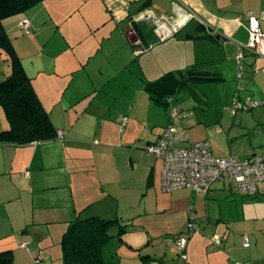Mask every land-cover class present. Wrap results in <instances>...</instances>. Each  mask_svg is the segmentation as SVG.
<instances>
[{
    "label": "crops",
    "instance_id": "crops-1",
    "mask_svg": "<svg viewBox=\"0 0 264 264\" xmlns=\"http://www.w3.org/2000/svg\"><path fill=\"white\" fill-rule=\"evenodd\" d=\"M247 12L259 17L264 0H43L3 20L49 115L44 93H57L61 106L55 110L58 115L50 118L57 134H63L26 145L0 143V252L11 251L12 264H36L37 259L42 264H63V234L77 218L92 216L117 220L102 248L106 264H264V224L256 225L264 219V182L249 196L241 195L236 183L221 181L206 194L187 188L163 191L162 162L145 146L161 136L171 122L170 114L154 122L131 105L129 117L108 118L104 98L108 99L106 90L117 77L111 69L93 65L105 48L112 47L108 57L125 58L126 67L132 56L139 58L148 51L152 39L165 40L184 29V38L194 41L232 40L239 55L240 45L249 41ZM24 19L29 21V33L21 27ZM159 22H166L173 33L161 37ZM260 25L264 32V19ZM48 29L60 37L45 50L39 41ZM19 30L27 38H12ZM245 57L241 63L235 58L238 70H244L238 79L246 71ZM0 58L8 62L4 80L11 65L1 49ZM247 68L252 74H264V60ZM144 89L147 109L152 104L171 110L178 101L157 104ZM103 90L105 97L100 95ZM248 100V108L257 109L254 115L264 132V107H253ZM181 111L185 115L178 119L179 126L173 121L177 144L209 139L202 123L188 110ZM9 127L0 106V132ZM257 142L264 146V141ZM211 146L223 156L218 154L222 149L217 152ZM254 153L253 149L245 156ZM189 222L200 229L188 238L184 260L176 239ZM120 225L126 228L121 235ZM214 235L220 237V245L213 243ZM244 236L249 247L243 246Z\"/></svg>",
    "mask_w": 264,
    "mask_h": 264
},
{
    "label": "rangeland",
    "instance_id": "rangeland-1",
    "mask_svg": "<svg viewBox=\"0 0 264 264\" xmlns=\"http://www.w3.org/2000/svg\"><path fill=\"white\" fill-rule=\"evenodd\" d=\"M178 32L165 40L152 39L149 42L151 45L149 44L148 51L139 58L132 56L126 67L123 65L125 58L108 57L112 47L105 48L103 57H100L93 65L111 69L117 77L114 86L110 85V89L106 90L108 99L104 98V103H107L106 106L109 108L108 118L125 115L129 117L128 112L131 105H135L141 116L149 115L150 121L161 122L168 118L169 114L171 116L170 107L158 108L151 104L147 109L149 99L143 91L146 78L154 81L167 70L182 68L191 63H205V68L211 74L219 73L225 78V81L196 87L194 95L187 91H181L177 94L176 100L178 101L174 105L184 111L188 110L193 115L192 118L202 123L203 128L210 135L207 140L212 143L217 152L219 149L223 150L218 154L243 159L247 157L245 156L247 151H253V149L255 153L264 151L262 144H256L257 141H264L261 124L254 115L257 109L247 108L248 99L251 104L252 102H264L261 100L264 91L262 84L264 83V74H260L261 72L252 74L247 68L248 65L260 60V58L254 55H246L244 59L246 71L243 78L238 79V65L235 61L238 49L236 51L232 40L204 39V41H194L184 38L185 29ZM195 33L193 32V34ZM13 37L27 38L20 30L13 34ZM59 37L48 29L44 32V37L39 41V44L43 45L42 49L45 50L50 47L53 48L52 41L59 39ZM113 37L117 38L116 35ZM53 42L55 43V41ZM27 50H30V47ZM120 55H123V51ZM7 64V61L0 58V81L5 77L3 71L7 70ZM104 92L105 90L100 93L101 97H105ZM44 94L45 104L50 115H58L55 110L61 105L58 102L57 93L51 94L48 91V95L47 93ZM236 98L240 101L234 102ZM238 105L243 106V108H237ZM249 106L251 105L249 104ZM234 108H237L235 114H233ZM178 119L171 117L170 121H174V124L179 126ZM263 220L259 219L256 225L264 224L262 223ZM251 242L253 243L252 239Z\"/></svg>",
    "mask_w": 264,
    "mask_h": 264
},
{
    "label": "trees",
    "instance_id": "trees-1",
    "mask_svg": "<svg viewBox=\"0 0 264 264\" xmlns=\"http://www.w3.org/2000/svg\"><path fill=\"white\" fill-rule=\"evenodd\" d=\"M43 0H0V49L10 60L11 74L0 81V106L9 122V129L0 132V143L26 145L33 141H49L57 136L49 113L36 94L13 44L3 26L7 17L25 12ZM205 63H195L184 69L169 71L154 81H145V91L157 104L168 105L180 91L195 93V88L209 83H220L219 73L205 70ZM194 95V94H193ZM116 219L97 216L77 218L62 236L63 264H106L102 248L109 240L110 227ZM120 225L119 235L125 231ZM11 251L0 252V264H12Z\"/></svg>",
    "mask_w": 264,
    "mask_h": 264
},
{
    "label": "built area",
    "instance_id": "built-area-1",
    "mask_svg": "<svg viewBox=\"0 0 264 264\" xmlns=\"http://www.w3.org/2000/svg\"><path fill=\"white\" fill-rule=\"evenodd\" d=\"M264 19V13L259 17L252 12H247L249 41L245 45H240L237 60L241 63L245 54L257 56L264 60V32L261 29L260 20ZM21 27L26 33L30 32L28 19L21 22ZM158 28L161 37L170 36L173 32L167 29L166 22H159ZM253 72L259 69L254 66ZM244 73L239 67L238 77ZM168 102L171 99L168 98ZM253 107L263 106L264 102H252ZM237 108H243L238 105ZM248 108V105H247ZM172 119L181 118L185 115L181 109L175 105L170 110ZM58 137L63 136L58 132ZM178 129L170 122L163 130L161 136L153 143L147 144L145 149L155 155L162 162V189L171 192L176 189L187 188L193 191L206 194L215 182H234L238 191L243 196L257 193L258 185L264 182V152L254 153L249 157L240 159L235 156H218L213 152L211 143L207 139L192 142L188 146H179ZM200 227L196 222H189L185 232L177 236L176 245L179 256L187 259V240ZM212 241L215 245H220V237L214 235ZM25 244L21 245L24 246ZM250 242L244 236L243 246L249 247ZM36 264H42L38 259ZM233 264H241L234 262Z\"/></svg>",
    "mask_w": 264,
    "mask_h": 264
}]
</instances>
